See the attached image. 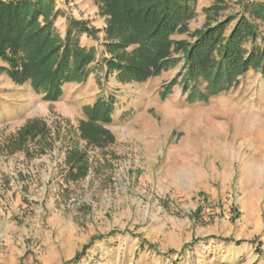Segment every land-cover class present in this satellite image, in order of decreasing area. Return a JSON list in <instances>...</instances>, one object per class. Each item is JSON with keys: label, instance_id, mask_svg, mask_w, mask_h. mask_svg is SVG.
<instances>
[{"label": "rangeland", "instance_id": "obj_1", "mask_svg": "<svg viewBox=\"0 0 264 264\" xmlns=\"http://www.w3.org/2000/svg\"><path fill=\"white\" fill-rule=\"evenodd\" d=\"M242 1L196 0L195 17L171 39L190 42L205 9L226 6L222 20ZM54 3L60 38L69 18L98 31L97 41H78L97 59L57 101L14 84L0 59V264H264V73L248 71L213 96L202 84L206 99L194 101L182 60L142 84L105 79L99 2ZM101 97L114 100L104 126L114 142L85 148L78 126ZM33 119L45 122L52 145L11 144ZM71 144L86 149L89 166L75 182L65 177Z\"/></svg>", "mask_w": 264, "mask_h": 264}, {"label": "trees", "instance_id": "obj_2", "mask_svg": "<svg viewBox=\"0 0 264 264\" xmlns=\"http://www.w3.org/2000/svg\"><path fill=\"white\" fill-rule=\"evenodd\" d=\"M95 1L107 17L103 43L107 54L100 56L105 79L114 74L121 84H142L182 60L183 89L194 101L206 99L199 89L202 84L213 96L237 84L248 71L264 73V34L256 24H264V1L243 0L238 13L222 20L218 16L226 6L211 5L204 10L207 23L192 34L190 42L171 37L184 32L195 17L196 0ZM58 15L54 0H0V59L7 65L2 71L14 84L29 83L36 94L49 101L59 100L65 85L82 83L97 59L93 47H81L78 41L81 35L97 41L98 31L69 18L62 39L53 26ZM113 104L114 100L101 97L85 108L86 119L78 126L85 148L104 149L114 142L104 127L112 122ZM30 142L48 148L52 145L41 119L28 121L11 144L23 147ZM85 148L71 144L66 150L67 181L88 174Z\"/></svg>", "mask_w": 264, "mask_h": 264}, {"label": "crops", "instance_id": "obj_3", "mask_svg": "<svg viewBox=\"0 0 264 264\" xmlns=\"http://www.w3.org/2000/svg\"><path fill=\"white\" fill-rule=\"evenodd\" d=\"M197 181V180H196ZM200 184L202 185V182H200L199 184H197V185H199L200 186ZM188 190L189 191H195L196 189V186H195V184H193V185H189L188 187ZM177 194H181V193H177Z\"/></svg>", "mask_w": 264, "mask_h": 264}]
</instances>
